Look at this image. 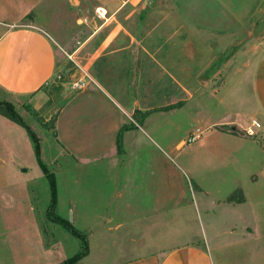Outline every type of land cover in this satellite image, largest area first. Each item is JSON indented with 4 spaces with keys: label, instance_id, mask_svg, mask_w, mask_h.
<instances>
[{
    "label": "rangeland",
    "instance_id": "374dc122",
    "mask_svg": "<svg viewBox=\"0 0 264 264\" xmlns=\"http://www.w3.org/2000/svg\"><path fill=\"white\" fill-rule=\"evenodd\" d=\"M119 1L125 4L119 21L127 30L139 32L145 55L143 64L132 70L131 106L122 112L120 119L126 144H122L121 139L120 151L115 146L114 157L119 162L120 158L135 157L138 166L143 160L141 169L146 176L156 175L160 180L173 176L174 199L167 203L168 210L162 213L166 219L158 226L170 221L171 216L183 208L189 212V221L177 222V219L173 226L153 229L158 235V240H155L156 234L152 236L155 245L135 240L134 220L130 221L131 225L125 224L124 213L119 212L122 199L117 196L120 188L116 177L120 171L116 166L109 160L76 166L74 159L58 144L54 121L63 104L59 87L55 88L53 83L48 87L49 101L38 111L32 109L25 98H10L0 93V104L4 107L11 104L17 118L35 138L32 141L25 128L0 115V264H60L84 251L87 255L76 264H158L160 248L167 251L190 239L204 244L210 264H264V229L262 241L243 239L246 233L253 232L258 221L264 224V197L257 203L259 200L253 197L257 188L249 179L251 174H256L259 182L264 183L259 175L264 165L253 162L256 157L247 155L250 151L245 145L237 147L239 152L234 160V149L218 138L221 131H237L235 134L245 136L243 128L236 130L218 118L240 112L243 123L250 119L246 113L247 103H243L249 64L246 55L247 49L253 43L258 44L262 37L264 0L229 2L230 6L234 5L242 29L225 34L221 41L208 37L204 47L198 46L204 37H188L183 34L184 28L181 30L179 24L173 23L172 0ZM81 2L85 7L80 16L98 23L100 12L94 0ZM146 58L152 60L151 67ZM70 68L64 67L66 73H60L59 81L72 80ZM127 70L128 75H132L130 68ZM151 70L155 76L150 79ZM231 78L236 79L229 84ZM138 79L152 82L141 85ZM144 89L147 92L144 93ZM138 96L142 101L145 97L146 101H155L149 111L158 115L148 126L144 121L150 112L139 109ZM195 135L198 138L189 142ZM135 141L140 143L136 155ZM34 142L39 145L41 162L55 177L54 207L49 180L34 153ZM132 163L134 169L121 176L128 174L134 179L136 173L133 175V172L138 166L137 161ZM118 167L122 168L121 162ZM72 168L79 170L72 175ZM222 177L229 180L222 181ZM235 183L251 197L253 204L242 214L227 213L225 207L214 203ZM105 185H109L108 188H103ZM137 190L133 187L123 200L130 205L135 203ZM240 191L231 195L233 199L240 198ZM129 211L127 216L130 214L135 219L133 206ZM215 212L220 214L214 215ZM239 216L252 230L242 227L229 232L224 227ZM107 218L110 221L106 224ZM54 219L68 221L79 235H73ZM119 221L123 227L118 226ZM147 233L143 230L142 236ZM121 234L135 241L124 243ZM245 241L248 244H244Z\"/></svg>",
    "mask_w": 264,
    "mask_h": 264
},
{
    "label": "crops",
    "instance_id": "0c3cea01",
    "mask_svg": "<svg viewBox=\"0 0 264 264\" xmlns=\"http://www.w3.org/2000/svg\"><path fill=\"white\" fill-rule=\"evenodd\" d=\"M232 1L172 0L175 11L171 19L175 25L179 24L181 30L184 28L183 34L188 37H204V41L198 44L204 47L208 37L214 41H221L225 34L236 33L242 29L234 5H229ZM94 2L98 6V12L102 14L104 12L103 17H98V23L90 22L88 18L80 16V12L85 7L81 0H0V93L10 98H25L32 109L38 111L49 101L48 87L52 83L53 86L56 84L55 88L59 87V96L63 100L54 121L59 146L74 159L76 166L108 160L116 166L120 171V175L116 177L120 188L117 196L122 199L119 212L124 213L122 216L124 223L129 224L134 220L135 240H140L139 242L144 245H155L158 235L153 229L161 228L162 225L163 228L173 226L177 219V222H188L189 212L183 208L173 214L170 221L158 226L160 221L166 219L162 213L165 209L168 210L167 203L174 199L173 176L167 175L161 180L156 175L146 176L141 169L144 167V161H139L138 166L135 157L126 160L120 158L122 168L118 167L120 162L114 157V148L116 137L120 129H123V126H120L121 114L131 106V82L134 79L132 70L143 64L145 50L140 44L139 32L127 30L119 21V14L125 6L123 1L94 0ZM246 57L249 62L246 72L247 93L245 102H242L247 103L246 113L250 119L243 123L239 112L236 115L225 114L218 120L239 130L238 127L244 128L251 119H255L260 123V128L253 137L237 135L235 134L237 131L232 133L221 131L218 138H222L224 145L228 143V146L234 149V160L239 152L237 147L245 145L250 151L247 155L253 154L256 157L253 162L264 165V28L260 41L258 44L253 43L252 47L247 49ZM148 61L151 67L152 60L148 59ZM66 65L71 67L72 80L59 81L61 78L57 80L60 73H66L64 69ZM128 67L132 74L130 76L127 73ZM152 70L150 79L155 76ZM81 75L86 77V88L82 91L73 90L71 82ZM234 79L236 78H231L229 84L231 81L234 82ZM139 80L141 85L152 82L142 79L137 81ZM237 80L239 81V78ZM144 90V93L147 92L146 89ZM138 97L141 100V103H138L139 109L150 112L149 107H154L152 104H155V101H146V97L145 101H142V97ZM167 110L163 111L169 112V109ZM156 115L158 112L151 111L145 118L144 125L148 126ZM213 137H216V134ZM122 144H126L123 134ZM139 147L140 143L135 141V155ZM133 161H137L138 166L133 172V175L136 173L134 179L132 180L128 174L121 176L134 169V167L132 169ZM77 170L79 169L72 168V175ZM259 175L263 180L264 168L261 167ZM249 179L252 186L257 188L253 197L259 200L257 203H261L260 199L264 197V183L259 182L256 174H251ZM221 180L227 182L229 179L222 177ZM74 181L72 179V183ZM238 185V183L233 184L214 202L217 206L221 204L225 207L227 213L230 211L245 213L247 206L250 207L252 204L251 197ZM108 186L105 185L103 188ZM133 187L139 191L135 192L137 194L135 203L130 205L123 200V196L128 191H133ZM152 189L155 191L152 192ZM237 190H241V193H238L242 197L230 201L229 198ZM199 191L207 195L201 188ZM96 193L99 194L98 190ZM132 206L135 219L131 218L130 214L127 216ZM216 214L220 212H215L214 215ZM155 220L157 222L153 223ZM109 221L110 218H107L106 224ZM261 222L258 221L253 232L246 233L243 239L249 237L248 242L262 241L264 224L260 225ZM119 223L118 226L123 227L122 221ZM224 227L228 228L229 232L242 227L247 228L240 216L235 221L231 219ZM143 230L148 231L145 237L142 236ZM155 234L153 240L152 236ZM120 236L124 243L135 241L125 236L123 238L122 234ZM127 236L130 237L128 234ZM248 242L245 241L244 244ZM262 242L264 244V241ZM160 252L158 264H210L204 244L195 239H190L183 245L167 251L160 248ZM241 255H244L243 251Z\"/></svg>",
    "mask_w": 264,
    "mask_h": 264
},
{
    "label": "trees",
    "instance_id": "16d2710c",
    "mask_svg": "<svg viewBox=\"0 0 264 264\" xmlns=\"http://www.w3.org/2000/svg\"><path fill=\"white\" fill-rule=\"evenodd\" d=\"M0 115L5 117V118H7L8 120L14 122L15 124H18V125L22 126L23 128H25V130L27 131V134L30 137V139H32V141L35 140L34 136L30 132H28V129L26 128V126H24L21 123L20 119L17 118V116L15 115V113L13 111V106L11 104H7V105H5V107H4V104H0ZM122 133H123V129H120V131H119V133H118V135L116 137V146H117L118 151H120V147H121L120 145H121ZM33 148H34V153H35L37 162H38L40 168L42 169L43 173L46 175L47 179L49 180L51 202H52V207H54L55 204H56L55 177H54V175L52 173L48 172L45 164L41 162L40 157H39L40 156V154H39L40 153L39 152V145L36 142H34ZM229 200L232 201L233 200V196H231L229 198ZM54 221L56 223H60L61 222L60 224H63L64 227L66 229H68V231H70L73 235H76V236L79 235L78 232L76 231V229H74L69 224L68 221H63V220L57 221L55 219H54ZM84 247L87 249V243L86 242H84ZM86 253L87 252L84 251L82 254H79V253L75 254L72 257L64 260L60 264H76L80 259H82L84 256L87 255Z\"/></svg>",
    "mask_w": 264,
    "mask_h": 264
},
{
    "label": "built area",
    "instance_id": "2783aa9c",
    "mask_svg": "<svg viewBox=\"0 0 264 264\" xmlns=\"http://www.w3.org/2000/svg\"><path fill=\"white\" fill-rule=\"evenodd\" d=\"M104 14L98 13L99 17H103ZM60 79V76L58 77V80ZM87 82L85 75H81L78 79L71 82V88L76 91H82L86 88ZM260 128V124L252 119L251 122L242 129V132L247 137H253L256 133V130ZM198 138L197 135L192 136V138L188 139L189 142L193 141L194 139Z\"/></svg>",
    "mask_w": 264,
    "mask_h": 264
},
{
    "label": "bare ground",
    "instance_id": "6f19581e",
    "mask_svg": "<svg viewBox=\"0 0 264 264\" xmlns=\"http://www.w3.org/2000/svg\"><path fill=\"white\" fill-rule=\"evenodd\" d=\"M104 13V12H103Z\"/></svg>",
    "mask_w": 264,
    "mask_h": 264
}]
</instances>
